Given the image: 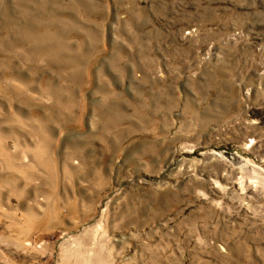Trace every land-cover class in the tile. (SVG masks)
Segmentation results:
<instances>
[{
	"label": "rangeland",
	"instance_id": "374dc122",
	"mask_svg": "<svg viewBox=\"0 0 264 264\" xmlns=\"http://www.w3.org/2000/svg\"><path fill=\"white\" fill-rule=\"evenodd\" d=\"M0 264H264V0H0Z\"/></svg>",
	"mask_w": 264,
	"mask_h": 264
}]
</instances>
